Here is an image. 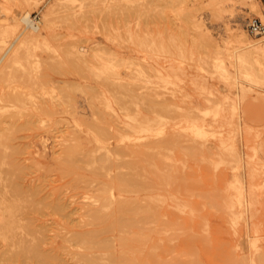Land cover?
<instances>
[{
	"label": "rangeland",
	"instance_id": "1",
	"mask_svg": "<svg viewBox=\"0 0 264 264\" xmlns=\"http://www.w3.org/2000/svg\"><path fill=\"white\" fill-rule=\"evenodd\" d=\"M53 2L0 0V264H259L261 2Z\"/></svg>",
	"mask_w": 264,
	"mask_h": 264
},
{
	"label": "bare ground",
	"instance_id": "2",
	"mask_svg": "<svg viewBox=\"0 0 264 264\" xmlns=\"http://www.w3.org/2000/svg\"><path fill=\"white\" fill-rule=\"evenodd\" d=\"M23 1H25V2H27V3H29L30 2V0H23ZM100 1V0H99ZM208 2H209V5L211 6V10L213 11V12H216V11H220V10H223V8L228 4V3H230V0H207ZM61 2V1H60ZM77 2H79V1H77ZM88 2V1H87ZM86 1H85V4L87 3ZM113 2V1H112ZM54 4H56V3H59V0H56V2H53ZM91 2H89V4H90ZM239 3L241 4V5H243V6H250L251 7V5H249L250 3H251V0H239ZM62 4V3H61ZM76 4V3H75ZM99 4V3H98ZM104 4H106V3H104ZM103 4V5H104ZM57 5V4H56ZM82 5L83 6H85L83 3H82ZM87 5V4H86ZM111 5V7H112V3L110 4ZM55 6V5H54ZM73 6V5H72ZM76 6V5H75ZM91 6V5H90ZM89 6V7H90ZM105 6V5H104ZM79 7H80V5H79ZM97 7H101V6H97ZM110 7V8H111ZM56 8V7H55ZM54 8V9H55ZM72 8H74V7H72ZM77 8H78V6H77ZM86 8V7H85ZM96 8V7H95ZM54 9H53V5L52 6H49L47 9H46V12H45V14H44V16L47 18V16L49 17V14L51 13V12H53L54 11ZM97 9V8H96ZM69 10V9H68ZM84 10V9H83ZM83 10H81V12L83 11ZM87 10V9H86ZM100 10H101V8H100ZM103 10H104V7H103ZM259 10V9H258ZM26 11V10H25ZM78 11V10H77ZM87 11H89V10H87ZM96 11V10H95ZM95 11H94V15H96L97 13H95ZM109 11H110V9H109ZM108 11V12H109ZM85 12V11H84ZM84 12H83V14H84ZM103 12V11H102ZM104 12H106V10H104ZM103 12V13H104ZM69 13V12H68ZM72 12H70L69 14H71ZM74 13V12H73ZM80 13V12H79ZM90 13H92L91 11H90ZM101 13V12H100ZM103 13L102 14H100V15H102L103 17L104 16H106L105 14H109V13H104V15H103ZM86 14V13H85ZM79 15L80 14H78L77 16L79 17ZM88 15V14H87ZM93 15V14H92ZM93 15V18L95 17ZM98 15V14H97ZM77 16L75 17V18H77ZM83 16V15H82ZM89 16V15H88ZM102 16H100L99 17V20L101 21H103L104 20V18H102ZM98 17V16H97ZM97 17H96V19H97ZM20 19H22V20H24V22L27 24V25H29V26H31V28L33 29V30H38V27H39V25H38V22L37 21H35V20H33L31 17H30V15H29V13L28 12H25V13H23L21 16H20ZM71 19V18H70ZM77 19H79V18H77ZM91 19H92V17H91ZM95 19V20H96ZM98 20V19H97ZM81 21V20H80ZM79 21V22H80ZM84 21V20H83ZM94 22V21H93ZM88 23V22H87ZM88 24H90V22L88 23ZM84 25H85V23H84ZM83 25V26H84ZM91 25V24H90ZM95 25H96V23H95ZM82 26V27H83ZM86 28V27H85ZM228 28V27H227ZM79 29V28H78ZM245 29H246V27H245ZM245 29H242L241 27L240 28H238L237 30H235V31H231L230 32V34H229V40H234V41H237V42H241L242 43V45H244L243 46V48L244 47H246L247 45H245V43H243L244 41H245ZM83 30V29H82ZM81 30V31H82ZM84 30H86V29H84ZM247 30V29H246ZM92 31V30H91ZM86 32V31H85ZM95 31H93V33H94ZM36 33L37 34H39V31H36ZM82 33H83V31H82ZM88 33V32H87ZM96 33V32H95ZM89 34V33H88ZM96 35H98V34H96ZM87 36V35H86ZM85 36V37H86ZM88 37V36H87ZM91 37V36H90ZM96 37V36H95ZM101 37V36H100ZM255 37V36H254ZM82 38V37H81ZM102 38V37H101ZM256 38H258V37H256ZM31 38H29L28 40H30ZM82 39H84V36H83V38ZM86 39H89V38H86ZM85 39V40H86ZM258 39H260L263 43H264V41L261 39V38H258ZM32 40V39H31ZM30 40V41H31ZM88 41H91V40H88ZM28 42V41H27ZM82 42V41H81ZM85 43V42H84ZM83 43V44H84ZM28 44V43H27ZM73 44V43H72ZM74 44H76L75 42H74ZM74 44H73V46H74ZM76 45H78V44H76ZM78 46H80V47H77V48H81V45H78ZM86 46V49H87V46L88 45H85ZM84 46V47H85ZM83 47V46H82ZM83 47V48H84ZM90 47V46H89ZM92 47V46H91ZM91 47H90V49H91ZM17 48V47H16ZM82 48V49H83ZM72 49V48H71ZM85 49V48H84ZM73 51V50H72ZM74 51H76V48L74 47ZM78 51V50H77ZM76 51V52H77ZM88 51V50H87ZM75 52V53H76ZM80 52V51H79ZM78 53V52H77ZM83 53H86V52H82V54ZM80 54V53H79ZM241 54L244 56V55H247V54H252V55H254V56H256L257 58H261L262 60H263V63H264V44H262L261 46H255L254 48H245V49H243V51L241 52ZM79 56V55H78ZM80 57H81V55H80ZM83 59V58H82ZM242 61V60H241ZM264 70H263V72H262V77L264 78ZM258 258H259V264H264V252L263 251H260L259 252V254H258Z\"/></svg>",
	"mask_w": 264,
	"mask_h": 264
},
{
	"label": "built area",
	"instance_id": "3",
	"mask_svg": "<svg viewBox=\"0 0 264 264\" xmlns=\"http://www.w3.org/2000/svg\"><path fill=\"white\" fill-rule=\"evenodd\" d=\"M263 6L264 12V0H259ZM247 32L255 37L261 38L264 41V16L261 19L259 16H251L247 18L245 22Z\"/></svg>",
	"mask_w": 264,
	"mask_h": 264
}]
</instances>
